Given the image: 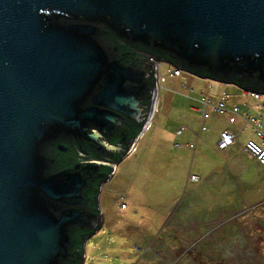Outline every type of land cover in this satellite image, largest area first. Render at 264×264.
<instances>
[{
	"label": "water",
	"instance_id": "water-1",
	"mask_svg": "<svg viewBox=\"0 0 264 264\" xmlns=\"http://www.w3.org/2000/svg\"><path fill=\"white\" fill-rule=\"evenodd\" d=\"M99 24L189 67L264 85V0H0V264H63L75 228L101 227L83 193L103 163L52 172V142L103 159L121 150L126 128L150 120L157 65L124 63Z\"/></svg>",
	"mask_w": 264,
	"mask_h": 264
},
{
	"label": "rangeland",
	"instance_id": "rangeland-1",
	"mask_svg": "<svg viewBox=\"0 0 264 264\" xmlns=\"http://www.w3.org/2000/svg\"><path fill=\"white\" fill-rule=\"evenodd\" d=\"M153 62L168 78L171 66ZM155 74L157 81V68ZM156 113L154 128L164 124L173 134L183 127L181 138L195 145L200 115L168 113L163 114L164 121L161 111ZM152 130L144 133L135 151L101 186L102 226L86 240L83 264H264V203L237 214L218 213L213 207L200 212L202 206L189 198L194 181L190 177L199 176L190 167V151L174 149L181 142L173 137L165 157L147 152ZM176 168L180 173L174 181ZM207 204L208 200L205 209ZM192 222L198 224L196 228L190 227Z\"/></svg>",
	"mask_w": 264,
	"mask_h": 264
},
{
	"label": "crops",
	"instance_id": "crops-1",
	"mask_svg": "<svg viewBox=\"0 0 264 264\" xmlns=\"http://www.w3.org/2000/svg\"><path fill=\"white\" fill-rule=\"evenodd\" d=\"M160 67L161 65L157 66L158 90L155 109L146 128L137 137L126 157L135 151L144 133L152 129L146 150L156 152L158 157H165L166 148L170 147L173 137H177L181 143L174 144L172 147L190 151V167H195L199 175H191L196 180L193 181L192 194L189 198L202 206L201 209L199 208L200 212L209 211V208L213 207L218 213L227 211L230 214H237L263 204L264 169L244 150V145L248 140L261 142L253 126L245 123V118L258 119L264 135V95L261 94L258 99H255L248 94V91L233 84L199 78L183 71L179 76H172L169 73L168 78H165L160 75ZM162 91L164 93L161 94ZM224 98L226 112L219 114L215 112V107L218 101ZM234 109L237 112L234 122L230 123L229 118L232 117ZM157 111H161L164 119L163 114L168 113L178 115V112H193L200 115V123L193 134L195 145L192 146L183 141L181 138L185 130L183 127L176 129L173 134L166 130L164 124L156 125L154 128ZM201 113L208 114L207 118L202 119ZM159 123L160 120L156 124ZM181 128V133L176 135V131ZM223 131H228L235 137L234 144L224 150L218 147L219 135ZM184 138L187 139L186 136ZM162 140L164 142H160L159 145V141ZM179 159L182 160V158ZM118 167L117 164L115 172ZM179 173L180 169L176 168L172 180H178ZM207 200L208 208L205 209ZM197 225L192 222L190 227L196 228Z\"/></svg>",
	"mask_w": 264,
	"mask_h": 264
},
{
	"label": "trees",
	"instance_id": "trees-1",
	"mask_svg": "<svg viewBox=\"0 0 264 264\" xmlns=\"http://www.w3.org/2000/svg\"><path fill=\"white\" fill-rule=\"evenodd\" d=\"M100 26V38L115 51L116 55L122 58L124 63H129L137 57L143 59L144 62L149 63L150 60L162 61L171 64L175 69L184 70L187 73L195 75L199 78L209 79L218 82L230 83L240 89L257 94H264V85L258 86L253 83H244L233 76L224 78L219 75H213L203 68L189 67L181 62L174 60L168 53L152 47H145L140 44L130 43L127 40L119 37L111 31L104 24ZM142 127L140 125H132L130 128L124 130L125 140L119 152L110 153L106 158H97L88 148H80L75 142L58 140L52 142L45 150L46 156L53 161L52 172H56L65 168L72 167L76 162L99 161L103 163L97 172V178L93 181L92 188L83 193L84 205L96 214L101 215L98 205V197L100 194V187L109 178L112 177L114 164H118L125 156L127 145L131 140H136L140 134ZM120 138L115 136L110 140V144H116ZM102 226V225H101ZM94 231H85L75 228L70 233V244L68 254L70 255L63 264H83L85 260V243L86 240L96 233Z\"/></svg>",
	"mask_w": 264,
	"mask_h": 264
},
{
	"label": "built area",
	"instance_id": "built-area-1",
	"mask_svg": "<svg viewBox=\"0 0 264 264\" xmlns=\"http://www.w3.org/2000/svg\"><path fill=\"white\" fill-rule=\"evenodd\" d=\"M182 70L180 69H175L172 67V70L170 72V75L172 76H179L181 74ZM157 90H158V85H157ZM248 94L255 98L258 99L260 97V94L254 93V92H248ZM207 104V103H206ZM226 104V99H221L218 101L215 107V112L219 114H224L226 112L225 108ZM237 110L234 109L232 111V117L229 118V122L233 123L234 122V117L236 115ZM204 118H207L208 114H203ZM245 123L253 126V128L256 131L257 137L261 139V142H256L253 140H248L245 145H244V150L259 164L261 168L264 169V135H263V130H262V125L256 118H245ZM182 131V128L176 131V135H179ZM235 142V137L228 131H223L219 135V141H218V147L222 150L227 149L231 147ZM191 180H196L195 177H191ZM125 208V205H121V210Z\"/></svg>",
	"mask_w": 264,
	"mask_h": 264
},
{
	"label": "bare ground",
	"instance_id": "bare-ground-1",
	"mask_svg": "<svg viewBox=\"0 0 264 264\" xmlns=\"http://www.w3.org/2000/svg\"><path fill=\"white\" fill-rule=\"evenodd\" d=\"M155 109V108H154ZM137 140V139H136Z\"/></svg>",
	"mask_w": 264,
	"mask_h": 264
}]
</instances>
